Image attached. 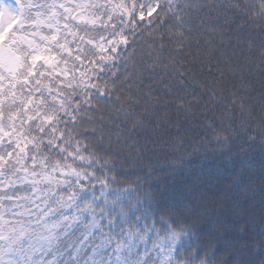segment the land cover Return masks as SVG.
Here are the masks:
<instances>
[{
    "label": "snow or ice",
    "instance_id": "6c2138e0",
    "mask_svg": "<svg viewBox=\"0 0 264 264\" xmlns=\"http://www.w3.org/2000/svg\"><path fill=\"white\" fill-rule=\"evenodd\" d=\"M0 264H264V0H0Z\"/></svg>",
    "mask_w": 264,
    "mask_h": 264
},
{
    "label": "trees",
    "instance_id": "16d2710c",
    "mask_svg": "<svg viewBox=\"0 0 264 264\" xmlns=\"http://www.w3.org/2000/svg\"><path fill=\"white\" fill-rule=\"evenodd\" d=\"M233 171L234 168L228 161L206 163L200 169L177 174L170 187L186 196L194 210L203 212L206 207L216 208L217 204L225 200L228 201V208L232 209V203L236 198L235 189L229 187L230 175ZM165 179L171 180L172 178L166 177ZM210 217L223 220V209L216 208L215 212H210ZM229 222L232 221L229 220ZM244 222H247L250 230H259L258 220H254L248 213L242 214L235 221L237 225Z\"/></svg>",
    "mask_w": 264,
    "mask_h": 264
}]
</instances>
